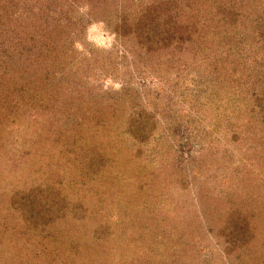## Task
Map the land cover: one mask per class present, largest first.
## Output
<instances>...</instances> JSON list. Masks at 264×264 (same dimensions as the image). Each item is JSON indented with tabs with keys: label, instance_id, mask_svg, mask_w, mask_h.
Listing matches in <instances>:
<instances>
[{
	"label": "rangeland",
	"instance_id": "374dc122",
	"mask_svg": "<svg viewBox=\"0 0 264 264\" xmlns=\"http://www.w3.org/2000/svg\"><path fill=\"white\" fill-rule=\"evenodd\" d=\"M10 1V7L0 10V46L10 43L22 48L27 51H18L22 58L43 52L51 90L58 74L65 76L74 71L71 67L80 68L74 79L64 82V78L55 95L45 100L48 104L57 102L61 111L66 107L73 110L84 123L81 134L91 137L92 145L76 161L66 159L64 148L57 151L48 143L39 146L37 141L19 147L25 154L18 150L6 155L10 139L17 135L19 126L30 122V117H26L29 110L21 109L4 114L0 121V162L10 163L12 168L6 171L17 177L11 181L12 187L0 190V264H16L11 253L18 248L37 264H64L67 255L61 244L69 235L74 236L70 241L77 244L81 255L98 254L96 261L83 258L78 264H257L262 249L256 240L264 237V155L259 157L258 151L252 155L250 150L248 157H243L245 165L259 174V185L251 191L260 203L253 204L251 198L239 201L245 200L247 193L234 182L229 150L236 149L221 138L217 106L227 99L223 94L232 95L228 88L240 94L243 85L233 83L230 76L219 83L210 80L221 74L211 69V58L222 56L215 44L224 46L233 32L218 33L215 39H201L198 34L193 38V60L173 69V76L181 70L191 73L180 86L173 76L167 83L161 82L154 66L159 53L155 48L143 52L134 34L122 29L133 26V19L145 5L159 0H61L79 10L73 15L78 24L65 32L52 28L58 24L52 18H48V29L41 28L45 16H39L38 7L42 0ZM247 1L256 12L253 0ZM24 8H30L29 15H35V21L23 17ZM201 15L205 17L206 12ZM240 25L247 27L249 23L244 19ZM49 43L56 44L47 48ZM238 48V54L248 53L242 46ZM253 51L249 52L252 58ZM232 54L236 55L234 51ZM151 58L155 61L149 62ZM191 80L199 108L189 104L190 91L184 94ZM7 84L11 83L2 81L0 87L8 89ZM38 96L33 100H39ZM206 101L212 107L208 111L204 109ZM140 112L151 123L143 133L151 141L145 143L138 141L139 132L134 129L138 125L131 121ZM189 115L199 117L200 122H190ZM182 121L184 124L177 126ZM59 129L53 132L54 138L60 135ZM215 129L213 139L207 133ZM144 156L153 159L150 163L142 161ZM15 186L17 190L40 189L52 206L50 213L56 211L58 215L49 224L30 221L34 224L29 228L14 213V194L9 190ZM231 198L239 202V213L249 217L240 226L239 234L245 240L227 235V228L233 224L228 225L224 206L233 204Z\"/></svg>",
	"mask_w": 264,
	"mask_h": 264
},
{
	"label": "trees",
	"instance_id": "16d2710c",
	"mask_svg": "<svg viewBox=\"0 0 264 264\" xmlns=\"http://www.w3.org/2000/svg\"><path fill=\"white\" fill-rule=\"evenodd\" d=\"M5 1L6 0L2 2L1 0L2 4L0 5V10L1 8L4 9V7H10L9 4H11V1ZM18 1L20 2V0ZM13 4L14 2L12 5ZM252 6L256 8V12L252 10L251 3L247 0H159L147 6L145 5L144 11L133 19L135 20L133 26L125 25L122 29L126 33L132 32L134 34V38L137 39L136 44L143 48V52L144 49L145 51L147 50L146 53L152 52L153 48H155L159 56L156 58L154 66L157 65L156 68L159 71L161 82L166 80V83L170 81V77L173 76V71L177 69L178 66L185 67L188 62L190 63L193 60L194 53L191 50V41L197 34L198 36L200 35L201 39L204 36L207 39L209 37L215 39L218 33L220 35L223 32H233V36H231V39L229 38L224 46L221 45V42L215 44L217 47L216 50L222 52V56L217 59L215 56L211 58L210 64L212 67L214 66L211 68L213 71H211L215 74L217 70H220L221 74L209 78L214 83L219 80V83L220 81H225L223 79H228L230 76L229 79L232 80L233 83L238 86L243 85L242 88L240 87V94L236 93L237 89H232L230 87L228 89L232 95H222V98L224 96V98L226 97L227 99L223 100V102L217 106L220 111L218 114V120L220 121L218 130L222 140H225L224 142H227L229 147H234L236 149L235 151L229 150V158L231 160V163L230 161L229 163L234 168L236 177L234 182L240 185L241 191L247 193L246 199H240L239 201L248 202V199L251 198L253 204H259L260 200L252 193L259 185V174L255 175L243 161V157H248V152L250 150L252 155L255 154L252 153L253 151H258V153H260L258 155L259 157L264 155V0H253ZM18 9H20L19 6ZM38 9L39 16H45V21H42L44 27L41 28L48 29V18H52L53 22H58V24L53 25L52 28L54 27L55 30L58 27L59 29L56 31L60 32H65L67 30L72 31L74 26L78 24V19L73 15L74 12L75 14H79V10L74 11L75 8L73 9L71 3L66 5V2L61 0H42ZM205 12L206 15L203 17L201 14ZM21 13H23V17H27L30 22L33 20L35 21V15H29L32 14L30 8L27 10L24 8ZM209 15H211V17H208ZM123 18L125 20L126 15L124 16L123 14ZM244 19L248 21L249 25L240 28V22ZM210 21H212L213 24H211ZM201 27L204 29V34L200 30ZM243 30L245 31L244 34L242 33ZM45 33H48V31H45ZM19 36L20 35H16L15 37ZM47 37L49 36L47 35ZM42 38L43 35L39 37V39ZM225 38L228 39L227 35H225ZM44 39H46L45 34ZM55 44L56 43H49L47 48ZM238 45L240 47L242 46L245 52L248 53L238 54L236 52V49H239ZM192 48H194V46ZM262 48L263 52H261ZM0 49V82L7 81L11 83L9 86L7 84L8 89L0 87V103H2V105H0V121L4 119V114L8 110L16 112L15 109L29 110V114L26 115V117H30L29 123L22 124L23 127L19 126L21 129H19V131L16 132L17 135L12 138L15 142L10 139L7 145L6 151L8 152L6 155L18 150L21 151L22 149L19 148L21 145L32 144L37 141L39 146H44V144L47 145L48 143L51 148L57 151H64L65 149L66 154L68 153V155L65 156L67 160H81L87 148H90L92 145L90 140L91 137L81 134L83 130L81 124L84 123L81 122L80 118L77 119V115L74 114L73 110L69 111L66 107L71 113L69 114L67 110L61 111V106L58 105L57 102L48 104L45 100L55 95L56 86L60 84L61 81L66 79L64 81L66 82L74 79V77L80 73V68H75V66L71 67L74 71L69 70L70 72L65 76H63L62 73L58 74V76L55 77V82L53 83L54 87L51 90L50 82L52 81L49 80V68L45 66L48 60L43 58V52L42 54H31L28 57L23 55L22 58L17 55L18 51H22L24 54L27 51L22 50V48H16V46L10 43H3ZM252 49H254V58H252V53H249ZM233 51L236 55L232 54ZM257 52L260 53V55L256 54ZM219 55H221V53ZM153 61H155L153 58L149 60V62ZM190 74L191 73L187 72L183 74L181 70L177 76H173L172 80L177 84L181 82L182 79L185 81L187 79L186 77L191 76ZM212 81L210 82L211 84H213ZM191 82L192 80L190 83H186L188 87L184 90V92H186L184 94L190 91V94L192 93L193 95L187 97L190 100L189 104L191 103V107L193 104L197 107L200 101L196 98L195 88L191 87ZM224 84L226 85V83ZM180 86H182V82ZM234 86L235 85H233V87ZM35 95H39V100H33ZM191 98H194V101H192ZM30 99L31 101H29ZM207 102L208 101L205 103ZM5 104H8V107H6ZM199 107L200 106H198V108ZM208 108L212 109L210 103L204 105L206 111L209 110ZM142 114V112L138 113L131 121L138 125V127L134 128L135 130L138 129L139 132L137 136L138 141L145 143L146 141H151L147 133L143 134L145 126L151 123L148 116H143ZM187 119H189L190 122L199 121V117L192 115H189ZM181 124H184V122H178L177 126ZM214 124L216 125V123ZM58 128H60L62 132L59 129L60 135L54 138L55 136L53 137L52 134L53 132H57L55 130ZM125 129L129 131V128H126V124ZM213 133H217V130L216 132L211 130L207 135L214 139L215 135ZM131 134L133 135L132 132ZM62 136H64L63 139ZM154 141L158 142L159 138H155ZM6 143L7 142H5V145ZM211 149L212 148H208L207 150ZM22 151L24 152L23 154H25V151ZM241 151H243L242 154H240ZM239 155L242 156L238 157ZM2 157L1 159L3 161L5 158L4 156ZM152 159L153 158H147L146 156L142 157V161L148 163H150ZM0 164V190H3L4 188H9V186L13 184L11 181H14L17 176L14 175L12 177L6 171V169L12 168L10 163L0 162ZM160 170H162V168ZM160 170L158 171L159 174L162 172ZM11 177L12 180L10 179ZM10 189L9 191L14 194L12 198L14 209L15 211L17 210V212L14 213H16L20 221L22 220L27 223L29 228L34 224L30 221L42 220L49 224L52 222L53 218L58 215L55 213L56 211L50 213L52 206L49 204L47 196H44L40 189L17 190V186ZM233 201L236 205H234ZM229 202H233V204H228L229 206L227 207L224 206L227 217L226 221L231 223L228 225H233L231 226L232 228L230 227L231 230L227 228V235L236 240H245V236L239 234L240 228H242L240 226L243 220L248 222L249 217L246 214L241 215L239 213L240 208L237 206L239 202H237L236 199L231 198ZM224 203L225 202H223V204ZM25 217L28 218V221ZM234 224L238 228H236ZM255 228H257V226H255ZM66 237L67 238H64L61 244L67 255V258L64 259V261L66 260L65 263L63 262L64 264H78L79 259L83 258L91 262L96 261L98 254L86 253L85 255H81V252L78 251L77 244L70 241V238L74 236L69 235ZM79 239V237H76L77 241ZM260 239L261 240H256V244L262 249L257 255V260L264 261V237ZM11 254H13L12 257L16 260V264H37L36 260H34L35 258L29 259L19 248L18 251L12 252ZM4 260L5 259H3V261ZM258 261L257 264H262V262Z\"/></svg>",
	"mask_w": 264,
	"mask_h": 264
}]
</instances>
